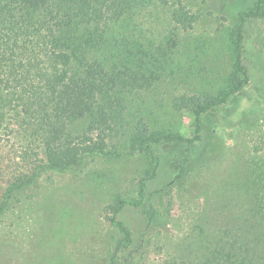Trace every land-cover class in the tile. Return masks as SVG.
<instances>
[{"label": "trees", "instance_id": "16d2710c", "mask_svg": "<svg viewBox=\"0 0 264 264\" xmlns=\"http://www.w3.org/2000/svg\"><path fill=\"white\" fill-rule=\"evenodd\" d=\"M200 1L207 8L188 0H0V143L31 164L7 197L33 184L44 165L72 171L92 154L135 151L155 161L150 142L200 138L198 129L192 137L179 131L176 113L189 110L199 122L248 82L239 28L223 87L172 93V84L186 82L177 75L195 73L194 64L198 72L208 67V38L194 31L217 4ZM242 15L264 18V0ZM253 174L237 189L245 207L221 210V221L212 222L213 214L190 222L162 264H264V172L253 167ZM125 203L119 198L107 208L126 247L132 233L117 217ZM131 203L141 205L142 197ZM158 213L148 211V220ZM118 249L107 264H121Z\"/></svg>", "mask_w": 264, "mask_h": 264}, {"label": "rangeland", "instance_id": "374dc122", "mask_svg": "<svg viewBox=\"0 0 264 264\" xmlns=\"http://www.w3.org/2000/svg\"><path fill=\"white\" fill-rule=\"evenodd\" d=\"M188 1L194 9L208 5ZM214 3L212 17L204 15L194 31L208 38V67L198 72L194 64L195 73L177 75L187 84H172L171 91L216 93L223 87L234 70L230 53L239 28L248 82L199 122L189 110L176 113L179 131L192 137L198 129L199 139L150 142L155 161L135 151L92 154L72 171L44 165L33 184L9 197L10 183L30 172L31 164L15 157L11 144L0 143V264H107L118 247L121 264H162L190 222L213 214L212 222L221 221V210L228 215L245 207L237 189H246L253 167L264 172V18L242 15L255 0ZM149 167L155 169L146 174ZM140 197L141 205L131 203ZM119 198L126 203L117 217L132 233L126 247L120 244L122 231L108 218L107 206ZM151 209L159 212L153 222Z\"/></svg>", "mask_w": 264, "mask_h": 264}]
</instances>
